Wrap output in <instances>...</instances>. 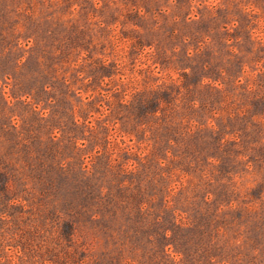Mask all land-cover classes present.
<instances>
[{
  "label": "rangeland",
  "instance_id": "obj_1",
  "mask_svg": "<svg viewBox=\"0 0 264 264\" xmlns=\"http://www.w3.org/2000/svg\"><path fill=\"white\" fill-rule=\"evenodd\" d=\"M0 264H264V0H0Z\"/></svg>",
  "mask_w": 264,
  "mask_h": 264
}]
</instances>
